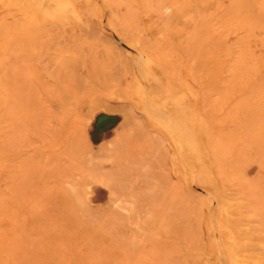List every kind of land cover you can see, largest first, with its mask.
<instances>
[{"label":"rangeland","instance_id":"1","mask_svg":"<svg viewBox=\"0 0 264 264\" xmlns=\"http://www.w3.org/2000/svg\"><path fill=\"white\" fill-rule=\"evenodd\" d=\"M0 264H264V0H0Z\"/></svg>","mask_w":264,"mask_h":264}]
</instances>
